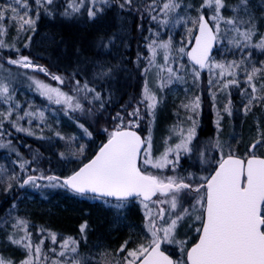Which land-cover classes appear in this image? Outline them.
Instances as JSON below:
<instances>
[{"label":"trees","instance_id":"16d2710c","mask_svg":"<svg viewBox=\"0 0 264 264\" xmlns=\"http://www.w3.org/2000/svg\"><path fill=\"white\" fill-rule=\"evenodd\" d=\"M5 2L11 3L12 0H0V4ZM27 2L29 5L27 11L36 20L35 31L18 33L17 26L8 20L5 21L6 34L0 36V39L10 45L0 48V83L9 84L12 96L11 101L7 103L0 97V112L7 113L9 108L14 109L12 116L4 120L3 127L0 128V143L10 142V147H0V256L10 259L14 264H19L25 259L27 253L25 255L19 250L18 245L8 239L17 219H22L27 223V231L31 234L32 242L37 243L41 241L39 240L41 236H45L42 247L48 256L54 255L51 251L52 246L57 251L62 238L80 239L81 225H86L83 234L91 243L84 245L78 255L85 264H106L107 260L125 254L117 252V249L126 240L131 241L128 248H133L145 239L143 227L145 210L138 200H129L123 211L107 207L105 209L107 215L102 210L94 208L96 204L104 202L103 200L75 196L60 187H45L48 184L47 180H38L37 183L41 185L39 188L31 185L21 187V183L28 175L39 176L41 173L44 176H68L87 162L115 129L117 122L120 121L112 125L111 123L116 121L113 117L117 113L126 115L139 103L150 59L147 45L153 41L155 34H159L158 31H162L161 26L164 24L160 21L164 18V13L160 8L164 0H156V4L153 5L155 11L152 12L148 10L152 0H132L131 5L126 4L124 8L119 7V3H123L124 0H110L109 4L97 0L94 5L92 0H84L80 11L75 13L68 7L71 0H52L51 4L41 5H37L35 0ZM184 4L192 7L184 9ZM198 5V0H182L181 9L171 14L162 39L168 36V29L172 32L175 30L174 33L177 34L179 29L177 27L183 23L176 22L177 15L186 16L190 11L192 16L196 17ZM249 6L256 17L257 29L261 31L264 29L262 12L264 0H250ZM89 7L98 10L95 19L88 17ZM66 10L69 15H64ZM204 14L208 17L209 10L205 9ZM152 16H156L157 19L153 20ZM176 24L179 26L175 27ZM102 40L108 47H100ZM224 41L228 48L234 46L230 40ZM220 42L219 47L222 49L224 43ZM219 47H216L214 53ZM20 56H27L34 64L47 68L49 73L64 77L65 83L61 85L54 81L51 75L9 63L10 59H17ZM257 56L261 57L262 54L259 53ZM260 61L264 60L256 59L255 65ZM98 64L114 70L109 77L99 78L95 75ZM34 80L59 87L69 94H72L71 89L75 80H80L81 83L85 80L95 81L90 86L96 87L97 91L102 93L104 107L101 108L99 102L88 104L82 100L84 111L65 112L63 105L50 102L40 95ZM238 80L239 85L231 87L227 97L228 103L231 100L232 108V115L228 117L227 132L230 137L241 135L237 142L241 143L245 136L242 131L248 120L253 121L251 118L260 115V125L264 129V112L260 108V102L252 106L255 110L253 115L244 112L247 99L243 92L248 91V86H245L241 79ZM201 100L203 108L200 124L191 145L192 151L181 156L175 172L168 168L145 166L142 156L139 163L141 170L162 177L188 176L191 173L197 183H203L198 176L208 177L215 169L220 160L217 156L218 148L215 147L216 124L206 93ZM17 105L18 108L15 107ZM89 108L91 112L88 111ZM25 111L46 114L47 119L43 121L33 116L25 117L18 122V126L29 129L31 135L27 131H17V127L12 123L16 121L17 112L23 116ZM250 123L252 125V122ZM81 124L88 129L91 136L84 133L79 126ZM136 129L143 135L142 126L139 125ZM57 133L60 135L57 136ZM81 144L84 145L83 154L73 155ZM224 144L225 148L229 145L224 155L231 151L237 156H243L240 150H233L236 144L233 143V138L229 140L227 138ZM201 152H205L204 158L201 157ZM61 153H64L63 157ZM22 160L31 162L23 170L19 167ZM12 176H15V179H9ZM190 200L191 198L187 201L188 204ZM116 202L107 199V203ZM127 208L132 215H126ZM51 232L57 234L56 244L49 238ZM196 238L197 233L193 242ZM162 248L174 260L179 259L175 250L171 251L164 244ZM91 255H94L95 259Z\"/></svg>","mask_w":264,"mask_h":264},{"label":"snow or ice","instance_id":"6c2138e0","mask_svg":"<svg viewBox=\"0 0 264 264\" xmlns=\"http://www.w3.org/2000/svg\"><path fill=\"white\" fill-rule=\"evenodd\" d=\"M37 5L43 3L51 4L52 0H35ZM97 0H92L94 5ZM104 4H109L110 0H101ZM84 0H71L69 8L71 12H79ZM132 0H124L119 3L120 8L125 5H131ZM156 0H152V5L148 6L150 12L155 11L153 5ZM29 5L27 0H12L11 3L0 4V36L6 34L5 21L11 20L16 26L17 32L35 31L36 20L27 11ZM182 0H164L160 11L164 13V18L160 23L168 24L171 14L177 13L181 9ZM192 6L184 4V9H190ZM228 9L233 13L231 17H225L223 10ZM210 10V18H205L204 10ZM23 10V11H22ZM102 11V9H101ZM197 16H176V22L190 23L191 28L187 29L189 43L194 40V46L191 51L185 53V48L173 49L171 37L167 41L153 40L147 45L152 53L149 64L154 62L157 56V49L164 51V60L167 63L170 54L173 51L181 55L186 54L199 68L219 69V76L225 75L230 79H220L216 81L220 85V91L227 90L232 86L239 85L237 79L239 70L243 68L245 72V83L251 89L250 92L244 91L243 95L247 99L244 105V112H250L252 106L261 102L264 103V61H260L261 67L252 64L246 66L245 59L240 61H229L227 63H210V52L215 42L221 35V23L230 26L227 30L234 32L235 36L229 41L236 47H247L252 44L253 38L258 34L255 23V15L252 13L249 0H239L238 3L229 6L226 0H203L199 8L196 9ZM70 13L66 10L64 15ZM38 15V12H37ZM89 18L95 19L98 10L93 7L87 9ZM247 17V18H244ZM156 20V16H152ZM243 26V27H242ZM196 29V33H193ZM31 37H29V40ZM111 42V41H110ZM3 39H0V48L9 47ZM255 48L264 49V36L252 44ZM100 47H108L101 41ZM251 55V53H249ZM10 64L19 65L24 69H34L51 75L54 81L63 85L65 79L62 76L54 75L48 72L47 68L36 65L27 56H20L17 59H10ZM98 71L95 75L99 78H107L113 72V68H105L104 65H96ZM160 72L165 69L157 65ZM147 71V69H146ZM169 76L167 80H160V89L167 84H171L174 79H181L177 76L171 67L167 68ZM159 75V73H158ZM199 71L194 69V78H199ZM260 77L257 87V77ZM29 79H32L29 77ZM41 96L46 97L50 102L57 105H63L65 112L84 111V103L91 104L99 102L103 108L105 101L102 93L97 91L96 87L90 86L95 81L75 80L71 89L72 94L64 92L59 87H53L39 80L33 81ZM212 80L209 81L211 85ZM0 97L4 102L12 99L10 86L8 83H0ZM215 93L213 100L215 101ZM83 100L84 103L81 101ZM140 103H145L148 114L154 118L155 109L160 103V99L155 92L148 88L147 83L144 86L142 100L127 115L131 117L124 123L123 117L117 113L114 120L119 119L118 124L113 131L109 133L107 142L100 147L95 156L88 163L83 164L78 170H74L70 175L61 178L50 175L39 176L28 175L21 183V187L31 185L39 188L41 185L38 180H47L45 187H60L68 190L75 196L91 198L94 200H103L115 198L117 208H124L128 205L130 198L138 200L145 210V239L133 248H128L130 240H126L117 252L125 253L122 257H113L107 260L106 264H264V156L255 154V149L264 144V132L259 133V138L252 142L250 151L243 158L229 151L227 155L221 154L215 172L211 177H200L203 183H197L193 174L188 176L172 175L162 177L141 170L138 166V160L143 153V164L151 165L157 169H164L169 165L172 170L175 169L180 160L181 153H190L192 151V142L196 136L197 121L192 120L191 126L187 129L177 125L173 135L179 137V142L175 145H169L163 153L155 160L152 157V139L142 138L134 129L139 127V121L142 119ZM200 97L196 96L185 104L184 107L192 112H197L200 107ZM18 108V105L15 106ZM13 108H9L7 113L0 112V128L3 127L4 120L9 119L13 114ZM91 112V108L88 109ZM224 111L232 115L231 100L225 106ZM36 113L25 111L23 116L17 112L16 121L13 126L17 131L32 132L18 122L25 117H31ZM219 116V112L217 113ZM41 118L44 112H39ZM84 133L91 136V133L84 125H79ZM219 127V120L217 121ZM60 134L57 133V136ZM75 139V138H72ZM0 147H10L8 144L0 143ZM215 147L223 148V145L216 141ZM84 145H79L73 155H82ZM62 157L64 153L60 154ZM170 156L173 158L170 159ZM204 158V153L201 152ZM36 157L33 159L35 160ZM30 161L22 160L19 167L23 170ZM9 179H15V176ZM11 187V184H9ZM156 197V199H153ZM194 197V202L188 204L189 198ZM187 204V206H185ZM199 214H195V213ZM200 226L195 231L199 234L198 241L191 247H184L185 241L177 239L179 227L186 221L193 219ZM16 230L8 239L11 243L22 246L27 255L19 264H46L48 256L43 251V241L33 243L31 234L27 231V223L22 219H17L13 225ZM24 232L20 235V229ZM86 225H81V233L84 232ZM18 236L19 238H15ZM49 238L53 244L57 242V234L49 233ZM163 244H177L183 254L186 252V260L173 259L171 255L162 250ZM79 241L73 237L62 238L59 245L60 251L55 248L51 251L56 258L51 260V264H85V261L78 255ZM107 255V254H106ZM68 257H71L68 259ZM0 264H14L10 259L0 256Z\"/></svg>","mask_w":264,"mask_h":264},{"label":"rangeland","instance_id":"374dc122","mask_svg":"<svg viewBox=\"0 0 264 264\" xmlns=\"http://www.w3.org/2000/svg\"><path fill=\"white\" fill-rule=\"evenodd\" d=\"M198 1H199V5H198V7H199L201 5V3L203 2V0H198ZM238 2H239V0H226V3L229 6H232ZM262 12H264V10H262ZM223 15L225 17H231L233 15V13L226 8L223 10ZM186 16L193 17L190 11L187 12ZM210 16H211V11L209 10L208 18H210ZM166 25L167 24H164L161 26L162 31H158L159 34H155L153 40L167 41L169 39V37H171L173 49H179L180 47H184L185 53H186L189 45L191 44V43H189V36L187 33V29L191 28L192 25L190 23H184V22L180 26H179V24H176L175 27L179 26V27H177V28H179L177 31V34L174 33L175 30L172 32L171 30L168 29V36H166V37H164V39H162L163 38L162 34H164L163 32L165 31ZM228 28H230V26H227L224 23H221V35L217 41L218 42L217 47H219V44L221 43L220 41L223 42L224 40H231L232 37L235 36L234 32H229L227 30ZM195 30L196 29H193L194 34H195ZM257 31H258V34L253 38L252 44L259 41L261 36H264V29H262L261 31L259 29H257ZM252 44H249L247 47L238 48L234 45L232 48H228V46H226V44L224 43V45H222L223 46L222 49H220V47H219V49L216 51V53H214V56H212L210 63L211 62L227 63V62L233 61V60L240 61L243 58L246 61V66L250 68V66L252 64H255L254 61L256 59L264 60V57H263L264 51H262L264 49L255 48L252 46ZM157 53L158 54L154 58V62L152 64H149V60H148L147 67H146L147 71H146V75L144 78L145 79L144 86H145V83H147L148 88L151 91L155 92L156 95L158 96V98L160 99V103L157 105V107L155 109L154 118L148 114V110L146 108L145 103L139 104V107L141 110L140 114L142 117V119L139 121V125L142 126V128H143V135L142 136H144V138L148 137L149 134L151 135L153 159L155 160L156 158H158L163 153V151L165 150V148L167 146L175 145L176 143L179 142V137L176 135H173V131L177 125H180L181 127L185 128V129L190 127L191 121L189 120V117H191L192 120L197 121V124H196V130H197V128L200 124L199 121H200V117H201V111L203 108V104H202L201 99L203 97V94H205V93H206L207 99L209 100L210 109L213 112V119H214V122L216 124V133H217L216 141H219L223 145L222 149L218 148L217 156H219V158H221V154L226 152L229 149V147H228L229 145L226 146V148L224 147V145H225L224 143H225L227 138H228V140L233 138V143H236L234 145L235 148L237 145L240 144L239 146H237L236 149L234 147H233L234 149L233 148L232 149L233 150H240L242 152L243 156H245L248 153V151H250L249 147L252 144V142L259 138V133L264 132V129L260 125L259 119L261 118V116L259 115V116H256L255 118H251L253 121L248 120L246 127L242 131L243 134H245V136H243L241 143H237L238 140L240 139L241 135L237 134V135H235V137L234 136L230 137V134H228L227 125L229 124V121H228L229 115L224 111V108L228 104V98L227 97H228V94H229L231 87L228 88L227 90L220 91V85H218L216 83V81H218L220 79H230V77L225 75L224 78H221L219 76L220 70L215 69V68L210 69V68L206 67V70H204L203 72L199 71L198 69H196L195 67L190 65V63L187 61V55L186 54L181 55L178 52L173 51L170 54L169 60L166 63L164 60V51L162 49H157ZM249 53H251V55H249ZM259 53L262 54L261 57L257 56V54H259ZM247 57H250V58H247ZM151 58H152V53L150 51V59ZM157 65L163 67L165 70L163 72H160ZM258 66H260L259 63L256 64V67H258ZM168 67H171L174 70V72L176 73V75L181 77V79H174L171 84H167L161 90L160 89V80L161 79H163L165 81L167 80V78L169 76V73L167 72ZM194 69L196 71H199V73H200L198 79L194 78ZM158 73H159V75H158ZM237 78L244 81L245 86H248L245 83V72H244L243 68H241V70H239ZM210 80L213 81V83L211 85L209 84ZM259 80H260V77L258 76L257 81H255L257 83V87L260 86ZM232 87H234V86H232ZM247 89H248V92L251 91L249 86ZM142 91L144 94V88ZM213 93H215V97H216L215 101L213 100ZM143 94H142V97H143ZM196 96L200 97L201 103H200V107H199L198 111L192 112V111L186 109L184 107V105L190 103V101L192 99H194ZM141 100H142V98H141ZM137 104L134 106V108L137 106ZM207 107H208V105H207ZM260 108H262V111L264 112V103L260 102ZM132 110H129L128 112H131ZM218 112H219V116L217 115ZM250 113H251L250 116L253 115L255 113V110L251 109ZM34 116H37V118H39L38 119L39 121H43V120L47 119L45 113H44L43 118H41L39 116V113L34 115ZM121 116L124 119L125 125H127V122L130 119H132L127 114L126 115L122 114ZM31 117H33V116H31ZM218 120H219V127L217 126ZM117 121H120V120L116 119V121L112 122L111 124L113 125ZM250 122H252V125ZM118 124H120V122H117L116 126ZM206 150H205V152H206ZM205 152H204V154H205ZM185 154L186 153L182 152L181 156H183ZM255 154L264 156V144H262L261 146H259L255 149ZM141 156L143 159V153ZM181 156H180V158H181ZM171 158H173V157L170 156V159ZM166 168L172 169V166L169 165ZM200 177H205V175H199L198 179H200ZM28 187H30V186H28ZM189 202L193 203L194 197H192ZM116 204H117V202L114 204V203H107L104 201V202H101L99 204H96V206H94V208L99 209L100 211L102 210L106 214H107V212L105 211V209L107 207L112 208L113 210H115V209H117L119 211L125 210L124 208H117ZM129 210L130 209L127 208V214L126 215H128V216H129V214L132 215L131 213H129ZM195 214H199V213L197 212ZM13 215H15V214L13 213ZM199 226L200 225L195 222L194 216H193V219L186 220L179 227L178 232H177V239L185 241L184 247L186 249L189 246V244L191 242H193L194 235H196V233H197L195 231V229H196V227H199ZM15 231H16L15 229L12 230L10 232L11 233L10 236L13 235V233ZM23 232H24V229L21 228L20 229V235H22ZM15 238H19V237L16 236ZM37 239L38 238H36V241H37ZM39 240H42V241L45 240V236H41ZM77 240L79 241L78 253H79V251L83 250L84 245H86L88 243L90 245V243H91V241H89V238L83 233H82V236L80 237V239H77ZM33 243L35 244L36 242H33ZM164 245L166 246V248H169L171 251L175 250V253L179 259L184 258L185 252L183 254L181 253L179 245H177V244H164ZM16 246H17V244H16ZM18 247H19V250L24 252V254L26 255L25 249L20 245H18ZM52 248H54V246H52ZM59 251H60V248L57 249V252H59ZM91 257L93 259H95L94 255H91ZM54 258H56V256H54L52 254L49 255L48 256L49 260L47 261V263L51 264V260ZM70 258L71 257H68V259H70Z\"/></svg>","mask_w":264,"mask_h":264},{"label":"water","instance_id":"95a60500","mask_svg":"<svg viewBox=\"0 0 264 264\" xmlns=\"http://www.w3.org/2000/svg\"><path fill=\"white\" fill-rule=\"evenodd\" d=\"M205 18L207 19V16H206V15H205ZM196 31H197V30H196ZM196 31H195V32H196ZM216 43H217V42L214 43L213 48L211 49V52H210V58H211V56L213 55V52H214L215 47H216ZM193 46H194V40L192 41L191 45L188 47V50H187L186 52L191 51V48H192ZM187 60L190 62V64H191L192 66H195V67L199 68V66H198V65H195L194 62L191 61L190 58H189L188 56H187ZM199 69H201V68H199ZM201 70L204 71L205 68H203V69H201ZM134 130H135V131H136V132H137V133L143 138V136L140 134V132H139L137 129H134ZM106 142H107V140H105V141L101 144L100 147H102L103 144L106 143ZM100 147H99L98 150L94 153V155H93L92 157H90L89 160H91V159L95 156V154L99 151ZM240 157H241V156H240ZM242 158H243V157H242ZM89 160H87V162H85V163H83V164L88 163ZM139 161H140V159L138 160V164H139ZM83 164H82L81 166H79V167H82ZM216 167H217V165H216ZM76 170H78V169H76ZM214 172H215V170L211 173V175H213ZM70 174H71V173H70ZM70 174H68V175H70ZM211 175L209 176V178L211 177ZM58 177H61V176H58ZM61 178H64V177H61ZM154 198H155V197H154ZM107 199L115 200V198H107ZM130 199H132V198H130ZM198 239H199V234H198V238H197L196 242L198 241ZM196 242H195V243H196ZM195 243H193V244H192L191 246H189L188 248H191ZM162 250H163V249H162ZM166 254H168V253L166 252ZM185 259H186V254H185Z\"/></svg>","mask_w":264,"mask_h":264}]
</instances>
